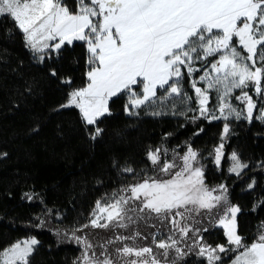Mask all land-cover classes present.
Wrapping results in <instances>:
<instances>
[{"label": "snow or ice", "instance_id": "6c2138e0", "mask_svg": "<svg viewBox=\"0 0 264 264\" xmlns=\"http://www.w3.org/2000/svg\"><path fill=\"white\" fill-rule=\"evenodd\" d=\"M3 20L11 21L12 27L22 35L25 47L40 64L58 58L65 45L83 42L86 46L87 84L72 90L59 108L79 109L93 141L104 131L98 122L111 115L109 101L121 94L126 98L127 115H139L142 108L153 116L177 114V101L190 104L193 100L182 89L185 72L195 94L196 107L183 109L181 114L193 111V121L200 118L208 122L225 121L220 142L212 152L217 167L231 131L229 119H243L251 124L255 118L264 123V0H74V10L65 0H0V21ZM6 35H11L10 30ZM210 56L216 59L198 78L192 79L193 72L200 70L194 65ZM48 73L58 77L55 67H50ZM61 83L70 85L72 81L65 77ZM212 90L216 91L217 103L209 108ZM236 90L239 95H234ZM32 91L33 85L25 82L20 95ZM233 98L242 107L233 105ZM202 131L201 128L196 134ZM161 153L166 157L167 149L149 148L146 162H150L156 174H165L168 179H156L145 173L136 183L126 184L113 193L108 203L97 201L91 220L93 227L106 228L115 222L117 227L127 229L137 219L154 216L162 224L167 222L166 234L152 233V244L161 251L157 254L152 246L124 243L134 242L140 236L135 232L131 236L117 235L115 240L99 245L98 255L97 246L76 235L88 227L85 224L73 229L70 236L83 245L79 264H181L190 255L204 258L207 264H219V254L228 249L224 245L213 247L203 243L200 233L208 228L194 227V222H200L194 218L201 210L205 211L210 225L224 229L233 250L243 249L233 264H264V222L259 225L254 242L243 244L237 224L241 208L230 202L228 185L222 183L210 188L205 184L200 153L187 145L179 155V163L175 157L162 160ZM6 156L7 153H0V157ZM229 159L228 171L236 177L249 167L234 151ZM261 164L264 162L257 166ZM118 170L135 179V169L130 165ZM255 185L252 177L247 189ZM22 196L28 201L34 199L27 192ZM261 206L264 200L257 201L252 210ZM213 209H217L214 215ZM97 212L104 214L105 223L99 222L101 216ZM36 219L39 222L35 226L42 227L44 221ZM56 235L68 237L69 234L57 231ZM117 242L122 247L109 253L108 246ZM39 243L35 237L13 243L0 250V264H30Z\"/></svg>", "mask_w": 264, "mask_h": 264}, {"label": "trees", "instance_id": "16d2710c", "mask_svg": "<svg viewBox=\"0 0 264 264\" xmlns=\"http://www.w3.org/2000/svg\"><path fill=\"white\" fill-rule=\"evenodd\" d=\"M65 3L74 10V0ZM9 30L11 35H6ZM86 56V46L75 43L61 50L58 58L37 63L11 21H0V153H7L0 157V250L35 237L40 243L30 264H79L83 245L70 236L73 229L87 224L76 235L97 246L99 254V245L115 240V233L91 225L96 202L112 198L124 185L143 177L133 179L122 174L119 167L130 165L135 172L147 170L149 176H156L150 162H146V151L167 149V156L161 153V157L172 159L174 153L183 154L187 145L200 153L206 185H228L232 204L241 208L238 232L242 243L254 242L264 222V206L252 210L257 201L264 200V171L255 173L249 169L242 178H236L228 174V157L236 151L250 165L264 162V123L255 118L251 124L233 121L223 160L217 167L212 152L220 142L223 123L203 118L193 121V111H184L177 117H130L124 111L126 98L119 97L109 105L111 115L98 122L104 131L93 141L77 109L59 108L72 90L86 86ZM215 58L208 61L206 68ZM50 67L57 69L58 77L49 75ZM206 68L194 71L192 79ZM65 77H70V85L61 83ZM25 82L33 85V91L20 95ZM182 86L193 97L190 109L195 108V94L186 72ZM232 101L242 107L234 98ZM201 128L203 131L197 135ZM253 176L258 178L255 190L244 192ZM25 192L34 199L23 198ZM37 217L44 221L42 227L35 226ZM211 228L204 235L213 237L210 244L226 246L224 234ZM57 231L69 235L57 236ZM120 235L129 236L127 232ZM238 252L228 246L220 264H229ZM191 260L206 264L194 256L184 263Z\"/></svg>", "mask_w": 264, "mask_h": 264}, {"label": "rangeland", "instance_id": "374dc122", "mask_svg": "<svg viewBox=\"0 0 264 264\" xmlns=\"http://www.w3.org/2000/svg\"><path fill=\"white\" fill-rule=\"evenodd\" d=\"M234 41H235V38H234ZM75 43H83V42H74L73 43V45L75 44ZM67 45H65V47H66ZM64 47V48H65ZM64 48H62L61 50H63ZM215 56H210V57H208V59L207 60H204V61H199V62H197L195 65H194V67H197V68H199V69H203V68H206V66L208 65V61H210V59L211 58H214ZM216 59V58H215ZM205 71V70H204ZM182 83H183V78H182ZM202 86L201 84H198L197 86ZM182 89H183V86H182ZM159 91V90H158ZM183 91H184V89H183ZM239 90H236L235 91V93H234V95L238 92ZM185 92V91H184ZM119 97H124V95L123 94H121L120 96H118V97H114V98H112V100H110L109 101V105H110V103L114 100V99H116V98H119ZM216 103H217V94H216V91L215 90H212L211 92H210V101H209V104H208V107L209 108H212L214 105H216ZM232 103H233V101H232ZM191 104V103H190ZM190 104H181L179 101H177V104H176V109H175V112L177 113V114H175V115H173V114H171L170 112H168L167 114H164V115H159V116H153V115H151V114H149L148 112H146L143 108L142 109H140L139 110V115H127V116H130V117H142V116H147V117H150V118H161V117H166V116H174V117H177V116H180L181 115V112H182V110L183 109H190ZM234 105V104H233ZM69 108H75V109H77L76 107H67L66 109H69ZM78 111H79V109H77ZM166 112H167V110H166ZM187 111H185V113H186ZM107 116H109V115H105L103 118H105V117H107ZM102 118V119H103ZM101 119V120H102ZM241 120H243V119H241ZM233 121H235V120H233V119H229V121H227V123H229V125L233 122ZM237 121H239V120H237ZM211 122H221V123H225V121H223V120H213V121H211ZM230 134V133H229ZM226 141H227V138H226ZM223 152H224V150H223ZM234 152H236V151H234ZM238 155H239V157H240V159H241V156H240V154L238 153V152H236ZM179 155H182V154H176V153H174L173 155H172V159H173V157H175L176 158V162L177 163H179ZM224 156V155H223ZM172 159H168V160H172ZM163 160V159H162ZM222 160H223V157H222V159H221V162H222ZM241 161H243L242 159H241ZM243 162H245V161H243ZM201 163V162H200ZM230 163H231V161H230V159H229V157H228V168H229V166H230ZM247 163V162H246ZM258 164H260V162L259 163H256V164H253V165H250V164H248L249 165V167L247 168V169H245L242 173H241V176L240 177H236L234 174H232V173H230L229 171H228V174L229 175H231V176H234V177H236V178H242V175L246 172V171H248L249 169H252L253 170V172H259V171H264V164H261L260 166H257ZM177 169H170V171H176ZM145 173H147L148 174V171L147 170H141V171H138V172H134L133 173V176L134 177H141V176H143L144 177V175H145ZM254 173V174H255ZM126 174V173H125ZM128 175V174H127ZM254 177V176H253ZM155 178L156 179H168L169 177L167 176V175H165V174H157L156 176H155ZM252 178V177H251ZM255 178V180H256V185H255V187L253 188V189H251V190H248L247 189V185H246V187H245V190H244V192H252L253 190H255V188H256V186H257V182H258V178L257 177H254ZM219 186V185H218ZM218 186H215V187H218ZM210 188H212V187H210ZM227 195H228V193H227ZM228 198H229V200H230V202H231V199H230V197L228 196ZM111 200V198H109V199H105V200H103L101 203L102 204H104V203H108L109 201ZM232 203V202H231ZM94 211H96V209H94ZM93 211V212H94ZM217 212V209H213V215L215 214ZM241 214V212L237 215V224H238V217H239V215ZM97 215H99V216H101V219H100V223L101 224H103V223H105L106 221H105V219L103 218V216H104V214H101V213H99V212H97ZM94 217L91 215V220L93 219ZM91 220H90V223H91ZM194 221H200V222H198V223H196V222H194V227H196V228H201V229H203L204 227H207L208 229L209 228H211L212 230L211 231H214V230H218V231H220V232H222L223 234H224V236L226 237V235H225V233H224V229L223 228H221V227H219V226H216V225H210L209 223H208V219H207V216H206V214H205V211L204 210H201V212H200V215L199 216H196L195 218H194ZM98 228V227H97ZM102 228H105V227H102ZM107 228H109V229H111V231H114V236L116 237L117 235H120L122 232H127L128 234H129V236H131V235H133L135 232H139L140 233V236L139 237H137L136 238V240L133 242V241H124V243H127V244H129V245H131V246H135V247H143V246H152L153 247V252L154 253H159L161 250L160 249H157L153 244H152V233H155V232H157V231H159L160 233H167L168 232V227H167V222H164L163 224L161 223V221L160 220H158V219H156L154 216L151 218V219H137V222L136 223H131L130 225H129V227L127 228V229H124V228H119V227H117L116 225H115V222H113V223H110L109 225H108V227H106V229ZM238 231H239V229H238ZM116 233H118V234H116ZM239 233V232H238ZM200 235L203 237V243H206V244H208V245H211L210 243H212V238L213 237H208V236H204L205 235V232H201L200 233ZM114 237V238H115ZM144 237H146V239H144ZM189 237L191 238L192 237V233L190 232L189 233ZM30 238V237H29ZM157 239H159V237H157ZM226 240H227V237H226ZM189 242H190V240H189ZM39 246V245H38ZM38 246H37V248H38ZM212 246V245H211ZM228 246L229 247H231L232 249H233V246L232 245H229L228 244V242H227V245L225 246L227 249H228ZM118 247H122V244L121 243H119V242H117L116 244H113V246H108V252L109 253H112L113 252V250L115 249V248H118ZM213 247H215L214 245H213ZM37 248H36V250H37ZM237 251H241L242 249H236ZM235 251V250H234ZM243 251V250H242ZM36 252V251H35ZM35 252L33 253V255L35 254ZM97 252H101V251H99V250H97ZM239 252L236 254V256L239 254ZM223 253H220L219 255L221 256ZM32 255V256H33ZM99 255V254H98ZM32 256L30 257V261H31V258H32ZM235 256V257H236ZM189 258L190 257H193V256H188ZM187 257V258H188ZM234 257V258H235ZM172 258V253H170L169 254V259H171ZM161 259H162V257H161ZM198 261H201V262H206V264H207V261L204 259V258H201V257H198ZM233 262H234V259L229 263V264H233ZM221 263V260H220V262H219V264ZM181 264H199V263H196L194 260H191L189 263H184V261H182L181 262Z\"/></svg>", "mask_w": 264, "mask_h": 264}]
</instances>
